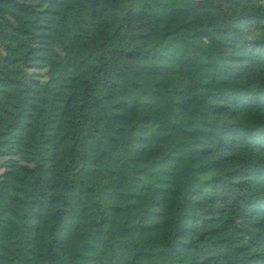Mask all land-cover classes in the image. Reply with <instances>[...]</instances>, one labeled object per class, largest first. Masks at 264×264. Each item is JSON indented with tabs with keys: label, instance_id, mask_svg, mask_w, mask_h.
<instances>
[{
	"label": "trees",
	"instance_id": "trees-1",
	"mask_svg": "<svg viewBox=\"0 0 264 264\" xmlns=\"http://www.w3.org/2000/svg\"><path fill=\"white\" fill-rule=\"evenodd\" d=\"M0 264H264V0H0Z\"/></svg>",
	"mask_w": 264,
	"mask_h": 264
},
{
	"label": "rangeland",
	"instance_id": "rangeland-1",
	"mask_svg": "<svg viewBox=\"0 0 264 264\" xmlns=\"http://www.w3.org/2000/svg\"><path fill=\"white\" fill-rule=\"evenodd\" d=\"M212 82H213L212 79H209V80H208V83H212Z\"/></svg>",
	"mask_w": 264,
	"mask_h": 264
}]
</instances>
